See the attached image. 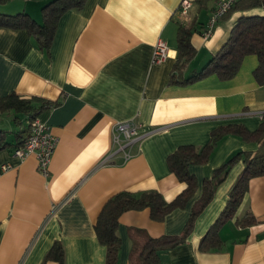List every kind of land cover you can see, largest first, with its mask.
Listing matches in <instances>:
<instances>
[{
  "label": "crops",
  "instance_id": "crops-1",
  "mask_svg": "<svg viewBox=\"0 0 264 264\" xmlns=\"http://www.w3.org/2000/svg\"><path fill=\"white\" fill-rule=\"evenodd\" d=\"M49 1L10 0L0 4V13L23 12L40 23V10ZM181 1L87 0L61 15L48 50H40L23 30L0 28V97L15 93L49 102L37 117L57 139L47 177L39 172L35 155L20 159L12 155L13 148L0 150V264H41L55 242L63 246L65 264H105V247L94 226L111 196L155 190L170 202L186 186L167 165L176 148H202L224 125L258 128L264 85L253 77L256 56H245L230 80L211 75L187 85L170 83L179 74L174 71L176 32L186 21L178 11ZM189 1L195 55L182 78L198 72L219 51L240 17L264 16V8L234 11L203 38L216 1L205 7ZM158 40L166 43L168 54L152 64ZM18 119L27 125L24 117ZM129 120L158 131L134 145L133 156L123 163L118 154L107 156L114 125ZM19 128L10 115L0 119L9 143L14 144ZM256 149L255 142L224 136L206 163L188 167L196 188L183 208L161 222L153 221L147 209L122 213L116 264H134L133 246L140 247L146 237L182 234L202 197L203 181L237 152ZM243 169L242 161L235 163L185 240L159 252L163 264H264V176L248 181L236 212L218 229L219 248L200 249ZM248 214L254 221L243 225Z\"/></svg>",
  "mask_w": 264,
  "mask_h": 264
},
{
  "label": "trees",
  "instance_id": "trees-1",
  "mask_svg": "<svg viewBox=\"0 0 264 264\" xmlns=\"http://www.w3.org/2000/svg\"><path fill=\"white\" fill-rule=\"evenodd\" d=\"M8 1L10 0H0V4H6ZM86 1L51 0L43 5L40 10V23L23 12L16 14L0 13V28L23 30L35 39L40 50H48L61 15L68 10L82 8ZM196 1L205 7L206 4L217 0ZM254 8H264V0H237L220 19L234 11ZM194 31L195 28L190 27L187 21L177 28V57L174 71L179 74L176 77L172 75L170 83L187 85L211 75L217 76L222 81L230 80L240 69L243 58L247 55H254L258 64L253 71V77L259 85H264V16L240 17L219 51L198 72L190 77L182 78V72L186 70L187 65L195 55V50L191 44V35ZM49 105V102L36 98H22L15 93L0 97V119L10 115L11 121L17 126H21L13 132L14 144L6 141L8 132L0 131V150L21 145L28 136L31 120L37 117L41 109ZM19 117H24V120H27V125L22 126L18 121ZM227 135H234L244 141L255 142L257 149L254 152H237L219 166L210 179L203 181L202 197L192 210L182 234L178 236L165 235L158 238L146 237L140 247L134 244L132 261L136 258L134 264H163L159 252L172 248L185 240L192 228L194 218L209 203L216 187L223 181L230 168L235 163L242 161L244 169L230 190L223 211L200 243L201 250L219 248L218 229L224 221L236 212L247 191L248 181L254 177L264 176V115H262V121L258 128L254 131L247 130L241 124L224 125L211 132L209 141L202 148L182 145L169 154L167 165L170 171L175 174L178 181L186 185L170 202L164 200L163 196L155 190L139 194L120 191L111 196L102 206L94 226L98 243L105 247V264H116L117 262L120 239L116 230L120 215L127 211L147 209L153 221L161 222L173 210L183 208L196 188V180L188 172V167L192 164L206 163L218 141ZM253 221V217L248 214L240 222L247 225ZM47 261L65 264L64 249L61 243L55 242L50 247L41 264H45Z\"/></svg>",
  "mask_w": 264,
  "mask_h": 264
},
{
  "label": "built area",
  "instance_id": "built-area-1",
  "mask_svg": "<svg viewBox=\"0 0 264 264\" xmlns=\"http://www.w3.org/2000/svg\"><path fill=\"white\" fill-rule=\"evenodd\" d=\"M237 0H217L212 15L208 20L204 30L203 38H207L213 32L214 26ZM191 9L189 0H182L178 6V11L182 16L186 17ZM168 54V47L165 42L158 40L154 46L151 63L156 64L163 61ZM264 113L261 114L262 117ZM155 130H144L143 126L136 121L129 120L125 122H117L112 130V149L107 157L120 155L123 162L128 161L132 157L131 149L134 145L139 144L144 138L155 133ZM57 139L51 134L48 126L35 117L29 125V133L24 142L12 149L14 157L23 159L28 155H35L39 172L43 176H49L50 164L56 147Z\"/></svg>",
  "mask_w": 264,
  "mask_h": 264
},
{
  "label": "rangeland",
  "instance_id": "rangeland-1",
  "mask_svg": "<svg viewBox=\"0 0 264 264\" xmlns=\"http://www.w3.org/2000/svg\"><path fill=\"white\" fill-rule=\"evenodd\" d=\"M216 3V2H215ZM120 156V155H119ZM132 156H133V154H132ZM121 157V156H120ZM122 158V157H121ZM122 162H123V160H122ZM123 163H125V162H123Z\"/></svg>",
  "mask_w": 264,
  "mask_h": 264
}]
</instances>
